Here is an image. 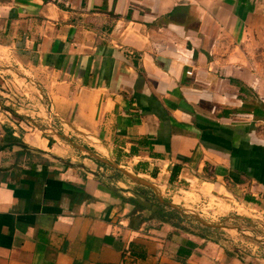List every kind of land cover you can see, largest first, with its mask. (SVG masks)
<instances>
[{"label": "crops", "instance_id": "crops-1", "mask_svg": "<svg viewBox=\"0 0 264 264\" xmlns=\"http://www.w3.org/2000/svg\"><path fill=\"white\" fill-rule=\"evenodd\" d=\"M6 55L41 83L47 123L90 139L54 134L80 154L159 196L150 182L183 192L179 202L188 184L263 212L262 0H0ZM3 117L0 264H264L256 238L245 248L191 218L161 219L143 190Z\"/></svg>", "mask_w": 264, "mask_h": 264}, {"label": "rangeland", "instance_id": "rangeland-1", "mask_svg": "<svg viewBox=\"0 0 264 264\" xmlns=\"http://www.w3.org/2000/svg\"><path fill=\"white\" fill-rule=\"evenodd\" d=\"M262 1L264 2V0ZM40 90H42V85L36 81V77L32 71L25 67L20 68L17 65L15 66L14 58L12 59L10 56H0V112L4 116L3 119L7 120V122L6 120L4 121L5 124L10 123L16 125V132L18 134L19 131L18 135L20 136L25 133H31L39 138L51 140L52 151L61 156L63 160L77 162L75 164H86L96 170L101 169V172L111 174L116 179H123L134 190H143L146 193V198L150 201L149 205L151 206L152 212L162 211L163 213L170 214L171 217L186 218L183 215L174 213V211L168 208L159 207L150 190L141 189L140 187L132 185L133 183L131 184L119 172L112 171L108 167L100 166L86 156V154L77 152L75 148L62 138L56 137L54 134H59L66 137L73 145L89 146L85 140L89 142L90 139L85 138L83 140L80 135L74 133L69 127L64 125L59 126L52 120L49 121L51 124L47 123L51 117L48 116L46 110L49 112L50 107L44 101L43 94ZM42 106L44 110L41 109ZM5 112H7V115L9 114V117ZM127 166V164H124V167ZM120 168L128 171L126 168ZM129 173L131 174V172ZM150 183L160 187L158 191L160 192L161 198L165 201L172 202L177 206L185 203L188 205L186 206L188 210L199 214L202 220L210 223H220L227 228L235 227L243 231L244 234L241 235L234 229H203L204 232L209 233L212 237L224 238L240 244L245 248L256 247L253 238L264 241V210L263 212L256 209L255 211H251L250 207L241 206L240 203L229 201L231 199L225 197L213 198L207 195V197L198 198L197 194L199 193L195 190L196 187L193 185L188 187V184L182 190L190 193V196L184 199H189L190 201H184L183 203L179 202V198H184L183 192H170V190L161 188V183L159 182ZM258 205L260 207V203Z\"/></svg>", "mask_w": 264, "mask_h": 264}, {"label": "water", "instance_id": "water-1", "mask_svg": "<svg viewBox=\"0 0 264 264\" xmlns=\"http://www.w3.org/2000/svg\"><path fill=\"white\" fill-rule=\"evenodd\" d=\"M61 137V136H60ZM83 151H86L84 149H82ZM86 153L92 157L94 160L104 164V165H107L109 166L110 168L116 170V171H119L121 174L125 175L126 177H128L133 183L135 184H138V185H141V186H145V187H148L150 188L151 190H153L156 194V198H157V201L165 206V207H168L174 211H176L177 213H179L180 215H183L185 217H188V218H191L193 219L194 221L198 222L200 225H202L203 227H206V228H212V229H217V228H223V226L221 224H210V223H207V222H204L202 221L199 216L189 210H186V209H183V208H180V207H177V206H174L173 204L171 203H168L166 201H164L163 199L160 198V196L158 195L156 189L154 186H152L151 184L141 180V179H138L136 177H134L133 175L127 173L126 171L120 169L119 167H117L115 164L111 163V162H108V161H105L103 159H100L96 156H94L93 154L89 153L88 151H86ZM68 165H70L69 163H67ZM237 231L238 229L235 228ZM255 241L259 242V243H264L260 240H257V239H254Z\"/></svg>", "mask_w": 264, "mask_h": 264}, {"label": "trees", "instance_id": "trees-1", "mask_svg": "<svg viewBox=\"0 0 264 264\" xmlns=\"http://www.w3.org/2000/svg\"><path fill=\"white\" fill-rule=\"evenodd\" d=\"M178 171V168H173L172 169V171H171V175H170V179H171V177L173 178L175 175H176V172ZM168 214H165L164 213V215H159V217L161 218V219H164L163 217H166V218H168Z\"/></svg>", "mask_w": 264, "mask_h": 264}, {"label": "built area", "instance_id": "built-area-1", "mask_svg": "<svg viewBox=\"0 0 264 264\" xmlns=\"http://www.w3.org/2000/svg\"><path fill=\"white\" fill-rule=\"evenodd\" d=\"M188 74H190L189 72H186V75H188ZM263 101V103H264V99L262 100Z\"/></svg>", "mask_w": 264, "mask_h": 264}]
</instances>
